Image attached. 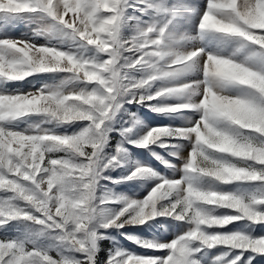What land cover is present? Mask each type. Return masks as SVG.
Returning a JSON list of instances; mask_svg holds the SVG:
<instances>
[{
  "label": "snow or ice",
  "instance_id": "obj_1",
  "mask_svg": "<svg viewBox=\"0 0 264 264\" xmlns=\"http://www.w3.org/2000/svg\"><path fill=\"white\" fill-rule=\"evenodd\" d=\"M130 7L149 20L143 22L134 35L122 39L120 29L129 18L127 9ZM191 14V6L181 0L174 3L168 0H136L135 3L129 0H0V32L4 33L0 37V264H96L98 240L107 238L97 229L119 230L143 224L152 217L140 222L141 206L165 195L167 198L161 201L166 203L157 207L166 206L167 211L157 216L178 222L177 227L183 229L181 234L165 243L122 233L138 247L163 250L165 254L143 257L114 245L108 250L104 264H264V234L255 231L256 226H264V222L248 220L239 210L243 205L264 215V161L207 147L205 141L213 137L217 138V143L219 139L230 138L231 126L227 122L214 124L205 106L199 103L207 83L204 64L213 62L209 60V54L213 53L208 48L211 39L234 37L242 47L246 46L244 42L259 45V50H254L242 63L264 76V31H254L264 30V0H206L196 36L174 35L173 30ZM226 17L244 21L243 35L214 30L210 21ZM20 21L35 25L31 37L7 35L8 27ZM32 37H43L44 43H36ZM190 40L203 44L186 51L177 47ZM117 49L122 53L116 62L125 86L121 91L126 90L122 99L110 71ZM125 52L131 56L123 55ZM137 70L143 73L142 78L131 79L129 73ZM190 72L201 73L203 79L179 87L162 83L154 93L146 92L157 81L166 82ZM41 73L53 74V78L56 74L63 76L58 82L45 84L34 92L9 91L10 81H23ZM254 95L259 100V94ZM172 96L183 97V101L175 106L162 103L146 106L166 115L184 110L199 114L198 119H188L183 128H155L170 133L161 137L188 141L190 151L183 161L179 158L183 156L179 145L172 146L170 155L180 161L179 167L153 153L173 172H181L180 178H166L138 164L135 168L147 169V175L157 180L149 194L142 200L118 198L122 207L108 213L102 223L86 218L88 214L82 211L84 206L74 196L76 189L67 183L68 179L80 176L75 165L86 163L91 153L89 149L84 156H73L76 140L86 130H95L99 125V131L106 133L107 143L112 130L110 122L121 110L125 97H129L127 103L145 104ZM260 103L264 105V101ZM32 116L38 117L37 121L19 129L21 120ZM129 124L130 127H122L119 132L124 138L122 143H133L137 147L153 144L144 137L154 129L132 140L134 117ZM73 125L78 131H57ZM243 132L253 138L255 147H264L261 143L264 137L259 132ZM156 142L161 148L167 147L161 139ZM117 149H124L121 143L117 144L114 155ZM202 155L212 158L211 168L201 170L196 158ZM193 168L195 172L190 171ZM239 169L243 171L237 173ZM66 173L71 177H65ZM129 176L125 179H136ZM224 185L233 187L228 190L222 187ZM197 189L214 193L212 202L188 194ZM110 202L105 198L101 204ZM233 202L237 203V208H223L234 209L233 212L215 211L221 203ZM201 209L218 216L236 217L226 221L224 226L234 222L241 224L224 231L216 230L224 226L204 224L193 236L191 218ZM137 212L139 217L135 215ZM13 229L16 235H10ZM237 232L245 237V246L231 244V237ZM42 237L53 243L45 245ZM188 241L191 243L187 244ZM218 247L216 255L209 254Z\"/></svg>",
  "mask_w": 264,
  "mask_h": 264
},
{
  "label": "rangeland",
  "instance_id": "obj_2",
  "mask_svg": "<svg viewBox=\"0 0 264 264\" xmlns=\"http://www.w3.org/2000/svg\"><path fill=\"white\" fill-rule=\"evenodd\" d=\"M136 0H129V3H135ZM169 3H174L176 0H168ZM185 5L191 6L192 14L191 17L182 21L180 26L173 30L174 35L180 33H185L187 35L196 36L197 34V24L199 16L202 13L206 0H181ZM127 16L129 17L121 26L120 35L122 39H128L136 33L137 28L143 26V22L148 21V16H141L140 12L133 9H127ZM139 17V19H136ZM35 25H30L25 21L16 22L7 29V35L12 38H23L31 37V30ZM259 33L261 29L254 30ZM4 33L0 32V37ZM36 43H44L43 37H32ZM203 42L199 40L185 41L183 44L177 47L180 50H191L193 47L202 46ZM246 46L242 47L238 38L234 37H221L220 39H211L208 41V48L211 51H216L221 48H226L230 57L235 59L237 62H244L248 57H251L254 50H259V45H251L250 42H244ZM125 56H131V53H123ZM63 74H56L53 78V74H35L34 76L26 77L23 81H10L9 91L13 89H19L22 92H34L36 89L40 88L45 84H54L58 82ZM131 79H140L143 73L139 70L129 73ZM203 79V76L199 72L183 73L177 77L166 81H157L153 84L152 88L147 89V94H152L156 91L162 83H167L169 87H179L182 84L190 83L192 81ZM143 94V90H142ZM129 97H125L124 102H122L121 110H118L116 115L110 122L111 131L108 133V140L103 149L105 158L107 159L111 155L115 154V149L118 143L126 150V155L121 165L110 167L105 169L101 173V179L97 186V197L102 195H108V199L111 201L107 204H101L99 199L96 203L98 204V211L103 210L108 213H115L118 211L122 205L118 198L130 199V200H142L145 198L151 189L157 183L155 178L144 177L136 178L132 180L125 179L131 172L135 169L136 165H142L151 168L158 175L164 176L166 178L179 179L182 175L181 172H173L171 168L166 167L156 158L153 153L157 154L165 161H169L177 167L180 166V161L175 157L170 155L173 145H179V150L182 152L183 156H186L190 147L188 141L183 139H178L175 137H161L167 147H159V142H155L146 147H137L133 143H122L124 138L119 135L121 128L130 127L129 121L131 117L135 118L136 124L132 128L131 139L135 140L137 138H142L148 130L155 128H183L187 126L188 119H198L199 114L192 111H181L177 113L163 114L150 110L146 104H157L162 103L166 106H175L183 101V97H167L164 100H153L151 102H146L145 104L137 103H127L126 101ZM38 117L32 116L26 120H21L18 127L19 129L27 128L30 123L37 121ZM58 132L72 133L78 131V127L73 125L72 127L57 129ZM189 147V148H188ZM62 155V154H61ZM225 189L230 190L232 185L222 186ZM166 201L158 202L160 204H165ZM220 212H233L234 209H219ZM241 222H234L233 224L225 225L223 228H217L216 230H232L234 227H239ZM178 222L172 220L168 217H153L151 220L145 221L143 224L125 226L117 230L116 228L102 229L98 228L97 231L102 233L106 239L98 240V251L96 255V264H104L107 259L108 250L113 248V246H118L123 249H127L130 252H134L143 257H157L164 255L163 250H154L138 247L136 244L132 243L131 240L127 239L122 233L135 236L140 239L145 240H157L160 242H170L178 234H181L183 229L177 227ZM255 231L257 233L264 234V226L257 225ZM15 229L10 233V235H16ZM41 242L45 245L53 243L49 238L42 237ZM219 247L214 248L209 253L210 255H216L218 253ZM55 257V253H52Z\"/></svg>",
  "mask_w": 264,
  "mask_h": 264
},
{
  "label": "clouds",
  "instance_id": "obj_3",
  "mask_svg": "<svg viewBox=\"0 0 264 264\" xmlns=\"http://www.w3.org/2000/svg\"><path fill=\"white\" fill-rule=\"evenodd\" d=\"M210 23L217 32L240 35H243L244 32V29L241 27L244 21L234 17L214 18ZM121 55L122 53L118 49L113 53L114 60L110 71L113 78L116 79L118 95L122 99L126 95V90L121 91L125 86L119 75L120 67L116 66V62ZM229 57L230 53L226 48H221L209 54V60L213 62H205L204 64V79L207 80V83L202 89L204 95L200 98L199 103L205 106L208 117L214 124L222 125L227 122L231 126L230 138L219 139L217 143V138L213 137L205 141V144L209 148L228 151L245 159L254 158L264 161V147H255L253 138L245 136L243 132V130H255L261 134V137H264V105L260 103V101H264V76L246 67L244 63L237 62L235 59H230ZM254 93L259 94V100L256 99ZM103 104L104 100L101 99L100 105L103 106ZM107 111L108 109L105 108L104 113ZM99 128L100 126L96 125L95 130H86L76 140L72 149L73 156H84L88 154L89 149H91V153L88 154V161L86 163L75 165L80 171V176L68 179L67 183L76 189L74 196L84 206L82 211L88 214L86 218L91 217L92 220L102 223L107 213L103 210H97L99 206L96 201L99 199L100 203H103V200L108 198L110 194L102 195L98 198L96 194L98 182L101 173L105 169L121 165L125 158L126 150L117 149L116 155H111L106 159L103 153L106 144V133L99 131ZM163 135H170V133L154 129L144 137V140H150L152 143H155ZM261 143H264V141H261ZM179 158L183 161L187 157L180 156ZM196 161L201 170L211 168L214 164V161L208 155L197 157ZM190 171L195 172L196 169L193 168ZM242 171L243 169H239L237 173ZM147 172V169L135 168L129 178L133 176L136 178L149 177ZM213 174L220 175V173ZM64 176L71 177V174L66 173ZM198 183L202 184L204 182L198 181ZM188 187L190 188L191 185H188ZM188 194L195 199H204L209 202H212V198L215 195L214 193H205L199 189ZM166 198L167 196L165 195L154 202L142 205L141 211L143 215L140 217V222H143L148 217L153 218L157 215H164L167 207H157V205L158 202ZM228 207L237 208L238 206L236 202L221 203L215 211ZM239 210L248 220L264 222V215L254 213L250 207L240 205ZM135 215L139 217L140 213L137 212ZM232 219H236V217L218 216L213 211L197 210L191 218L193 223L192 235L195 236L196 231L200 229L201 225L207 224L208 227H212L213 225L224 226L226 221ZM85 238H87V234ZM186 243L190 244L191 241ZM231 244L234 247L245 246V237L241 232L234 233L231 237Z\"/></svg>",
  "mask_w": 264,
  "mask_h": 264
}]
</instances>
